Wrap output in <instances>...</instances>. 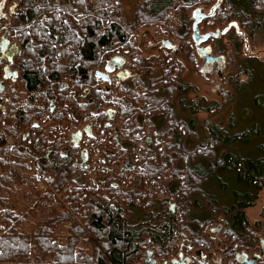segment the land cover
<instances>
[{"label": "trees", "instance_id": "16d2710c", "mask_svg": "<svg viewBox=\"0 0 264 264\" xmlns=\"http://www.w3.org/2000/svg\"><path fill=\"white\" fill-rule=\"evenodd\" d=\"M120 1L17 0L0 18V41L17 46V78L0 91V264H142L149 252L219 264L201 257L217 252L234 264L235 247L259 249L247 213L264 188V62L242 48L243 37L264 38V0H222L201 24L230 27L210 40L223 56L231 36L240 99L226 121L202 127L201 113L235 98L190 99L178 56L193 60L190 11L218 0H138L131 23ZM142 29L180 45L143 57ZM114 58L127 74L100 78Z\"/></svg>", "mask_w": 264, "mask_h": 264}, {"label": "rangeland", "instance_id": "374dc122", "mask_svg": "<svg viewBox=\"0 0 264 264\" xmlns=\"http://www.w3.org/2000/svg\"><path fill=\"white\" fill-rule=\"evenodd\" d=\"M17 0H8V2L4 3V0H0V18L4 15H7L9 12V9L12 8L14 3H16ZM13 3V4H10ZM121 11H122V16L123 18L131 23L134 19V16L136 14V11L140 8L141 3L138 0H121ZM202 11L203 13L209 14L210 13V8L209 9H200V8H194L193 10L190 11L189 17H191L192 22L191 26L194 23V14ZM213 27L209 26L207 24H203L200 26V32L202 35L207 34L209 32L215 33L216 30L212 31ZM140 46L143 50V57H150V56H156L160 57L162 55H165L167 52L164 50L166 49V46L164 45L165 41L170 40L164 38L163 34H158L155 29L152 30H144L142 29L140 32ZM191 34V39H192ZM231 36H224L221 38V41L224 46L228 48V54H223V57H225V60L222 61L220 60L217 64L215 65H207L204 66V60L200 58L197 55V50L195 47V44L193 42V46L191 45V53L193 55V60L190 59V52L184 50L181 55L178 56V62L182 65L183 67V72H182V79L189 83L191 87L193 88V91H191L189 98L194 99V100H199V99H205L206 101L210 102H215L218 104L225 103L226 101V93L231 92L232 96L235 98V101L233 103L229 104L224 108L222 113H218L215 116H211L209 118L208 114L201 113L197 118L199 120L198 123H200V127L203 126L204 121L209 120L214 122L216 119L218 120H223L226 121L229 118V113L231 114L232 112H235L238 107V102L240 101L239 97L236 96L234 93L235 89L234 87L230 84L231 81H236L238 72L236 67L231 66L229 64V55L232 54L233 50V43L230 38ZM244 38V45L242 48V52L245 53L246 55H250L253 57L258 58L260 61L264 62V38H257L254 40V42L249 41L248 38ZM171 42L175 44L177 47L180 45V40L177 39H171ZM12 44V42H11ZM216 44L213 39L209 40L207 43L201 45L202 48L210 46L213 50V55L216 57L222 56L219 54L216 50ZM14 50L17 52V46L13 45ZM13 52V51H12ZM148 59V58H147ZM7 65V64H6ZM5 65V66H6ZM11 79V78H10ZM4 80V77L2 81ZM241 80H245V77H242ZM13 81V80H12ZM11 80H6L5 85H4V90L5 87L7 86L10 87L12 85ZM7 83V84H6ZM3 97H5V94H0V104L1 101L3 100ZM41 191L45 189L44 186H40ZM168 201V210L170 211V208H174V212H171V214L174 215L175 218H179L180 216L183 215L184 210L178 205L177 201L172 200V199H167ZM169 203H174L177 207L169 206ZM171 208V209H172ZM176 208V209H175ZM182 213V214H181ZM172 215V216H173ZM247 217L249 219L251 228H254L256 232L258 231L259 237L264 238V188L263 191L259 195V199L256 203V206L249 210L247 213ZM221 225H216L214 228H220ZM260 230L261 233H260ZM182 242V241H181ZM251 257V253H249ZM143 263L146 264L148 260V256L144 255L143 256ZM151 260L156 261L160 263L162 261V258L159 260L151 257ZM222 261V258H217V262ZM146 261V263H145Z\"/></svg>", "mask_w": 264, "mask_h": 264}, {"label": "water", "instance_id": "95a60500", "mask_svg": "<svg viewBox=\"0 0 264 264\" xmlns=\"http://www.w3.org/2000/svg\"><path fill=\"white\" fill-rule=\"evenodd\" d=\"M222 0H218L217 4L211 9L209 14L206 13H202L199 12L198 14L195 15L194 18V25H193V40L195 41L197 47H198V56L200 58H202L204 60V66H207L209 64H215L218 63L220 60L224 61L225 57L220 56V57H216L213 55V51L211 49V47H205L202 48L200 47L201 45L207 43L210 38L212 37H218L219 35H225L228 30L230 29V27H228L226 30L224 31H220L217 33H207L202 35L200 32V28L199 26L203 23L204 20H206L207 18L211 17L215 11L217 10V8L220 6ZM168 44V46H171V42L167 41L166 42ZM15 53L12 52V45H11V41L7 38L4 37L1 39L0 41V58L1 60H6L8 63V66L5 68V81L10 79V78H16L17 74L13 73L11 71V65L13 64L14 58H15ZM124 65V60L122 58H114L110 64L106 67V72L107 73H99V77L108 81L109 80V74L112 73L115 69V67L118 68H122ZM5 81H1L0 82V91L4 90V85H5ZM91 126L89 125L85 131L88 132L89 134L92 133L91 131ZM82 136V133H77L73 136V139L77 142H79V138ZM169 206H172V204L170 203ZM152 253L149 252L148 253V259L151 258ZM262 255H264V249L262 251ZM261 258L260 255H254L253 256V260H246L245 264H257V260H259ZM188 262V260H187ZM149 264V263H147ZM151 264V263H150ZM153 264V263H152Z\"/></svg>", "mask_w": 264, "mask_h": 264}, {"label": "flooded vegetation", "instance_id": "af4514ba", "mask_svg": "<svg viewBox=\"0 0 264 264\" xmlns=\"http://www.w3.org/2000/svg\"><path fill=\"white\" fill-rule=\"evenodd\" d=\"M16 5L14 4L13 6H12V8H10L9 9V14L10 13H12L13 12V8L15 7ZM199 12H197V13H195L194 14V18H195V15L196 14H198ZM7 15H4V17H6ZM193 25H194V23H193ZM200 27V26H199ZM194 34V33H193ZM192 38H193V35H192ZM167 41H169V42H171L170 40H167ZM167 41H165L164 43V45L167 47V48H173V47H175V44H173V42H171V46L169 47L168 46V44L166 43ZM194 44H195V47H196V50H197V52H198V47H197V45H196V43H195V41H194ZM12 45V51L15 53L14 55H15V57H16V51L14 50V47H13V44H11ZM201 47V46H200ZM210 47V46H209ZM212 49V48H211ZM213 51V50H212ZM197 55H198V53H197ZM15 59V58H14ZM0 60H1V58H0ZM7 62V61H6ZM13 63H14V61H13ZM215 64H217V63H215ZM215 64H213V65H215ZM209 65H212V64H209ZM7 66H8V63H7ZM6 66V67H7ZM123 67H124V65H123ZM123 67L122 68H118V67H115V71H116V69H117V71L119 70V71H121L122 72V74H124V75H126L127 74V71L126 70H124L123 69ZM114 72V71H113ZM110 76V75H109ZM17 78V77H16ZM12 80H15V78H11ZM109 79H110V77H109ZM10 80V79H9ZM3 81H5V76H4V80ZM170 204V203H169ZM172 204V206L173 207H177L174 203H171ZM172 208V207H171ZM170 208V211L171 212H174L175 210H174V208H172L171 209ZM177 208H179V207H177ZM176 209V208H175ZM169 211V212H170ZM182 214V213H181ZM173 215V214H172ZM173 217H174V215H173ZM221 229H222V226L220 227V228H212L211 229V233H214V234H218L220 231H221ZM222 242V241H221ZM258 245H259V249H258V251H256V252H251V257H250V255H249V253L250 252H247L246 250H239V248H237V247H235L232 251H233V260H232V262L234 263V264H245V261L246 260H253V256L254 255H260L261 256V258L259 259V260H257V264L259 263V261L264 257V255H262V251H263V249H264V238H260L259 237V243H258ZM224 246H225V248H227L228 247V243H224ZM148 256V255H147ZM151 257H153V254L151 255ZM201 257L203 258V259H207V258H209L210 260H213V262H215V263H218L217 262V258H220L221 256L217 253V252H211V253H209V254H204V253H201ZM150 260H148L147 261V263H153V264H189L190 263V257H186V256H184V254L182 253V252H180L179 253V255H178V257H176V258H173L172 260H166V259H162V261L160 262V263H158L157 262V260L156 261H153V260H151V258H149ZM187 260H188V262H187ZM219 264H224V262L223 261H220L219 260ZM145 263H146V261H145ZM146 263V264H147Z\"/></svg>", "mask_w": 264, "mask_h": 264}]
</instances>
